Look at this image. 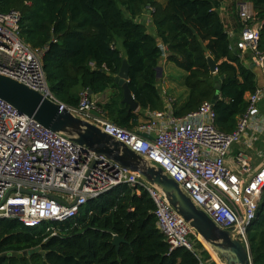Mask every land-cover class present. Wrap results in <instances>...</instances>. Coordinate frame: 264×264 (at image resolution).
<instances>
[{
	"label": "trees",
	"instance_id": "obj_1",
	"mask_svg": "<svg viewBox=\"0 0 264 264\" xmlns=\"http://www.w3.org/2000/svg\"><path fill=\"white\" fill-rule=\"evenodd\" d=\"M245 1L252 5V22L260 23L258 49L264 52V0ZM218 5V0H0V12H19L18 35L42 50L49 89L61 103L77 105L72 92L76 86L91 94L116 87V94L97 105L102 115L127 129L147 124L150 117L145 112L163 110L155 74L162 44L167 59L185 72L187 97L174 105L173 115L193 112L217 93L215 125L231 133L246 111L245 95L257 84L240 52L231 50ZM146 8L154 35L136 20ZM207 53L216 62L214 74ZM123 59L136 111L121 101L122 89L113 80ZM153 211L144 188L123 184L89 199L66 221L26 227L16 219H0V264H197L194 252L170 249L156 228ZM246 235L251 264H264V205L259 204ZM114 236L123 239L117 249ZM190 238L211 264L202 243L193 234Z\"/></svg>",
	"mask_w": 264,
	"mask_h": 264
},
{
	"label": "built area",
	"instance_id": "obj_2",
	"mask_svg": "<svg viewBox=\"0 0 264 264\" xmlns=\"http://www.w3.org/2000/svg\"><path fill=\"white\" fill-rule=\"evenodd\" d=\"M235 5L240 29L232 46L249 55L252 65L260 69L263 84L248 93L246 111L231 133L216 127L211 101L202 102L197 110L182 117L173 116L171 105L167 106L170 122L160 126L163 111L148 112L150 121L133 129L105 118L85 90H81L76 106L61 103L49 89L42 50L25 44L18 35V11L0 12V74L89 121L147 163L161 168L216 226L232 231L249 248L246 229L262 200L264 163L254 169L246 151L234 149L248 129H264L252 124L264 97V52L258 49L260 26L252 22L248 2L236 0ZM159 46L163 51L165 46ZM254 140L253 135L249 141ZM123 184L147 191L154 204L156 228L170 249L184 247L196 254L197 264H207L190 238L193 234L199 240L198 235L158 187L103 156L96 159L93 152L74 144L66 135L43 127L0 99V219H16L26 227L66 221L75 217L89 199ZM209 253L208 261L215 262Z\"/></svg>",
	"mask_w": 264,
	"mask_h": 264
},
{
	"label": "water",
	"instance_id": "obj_3",
	"mask_svg": "<svg viewBox=\"0 0 264 264\" xmlns=\"http://www.w3.org/2000/svg\"><path fill=\"white\" fill-rule=\"evenodd\" d=\"M206 60L210 73H216V62L208 53ZM128 69V63L123 59L113 80L122 89L121 101L128 105L129 110L136 111L138 104L128 87ZM214 87L217 91L220 89L218 83ZM217 97L216 93L211 99L213 106ZM0 99L10 103L19 113L33 118L43 127L66 135L74 144L93 152L96 159L103 156L118 164L121 169L134 173L148 184L158 187L169 204L195 233L207 242L224 264H251L249 248L234 237L232 231L216 226L183 193L179 185L162 172L161 168L147 163L138 154L115 141L89 121L75 116L66 108L60 109L59 104L52 102L41 93L2 74H0ZM260 205H264V196ZM121 242H123L122 238L114 236L112 244L116 249Z\"/></svg>",
	"mask_w": 264,
	"mask_h": 264
},
{
	"label": "crops",
	"instance_id": "obj_4",
	"mask_svg": "<svg viewBox=\"0 0 264 264\" xmlns=\"http://www.w3.org/2000/svg\"><path fill=\"white\" fill-rule=\"evenodd\" d=\"M218 1H219V5L217 7V12H218L221 20L223 21L224 25L226 26L229 42H230V45L232 46V44L236 38V35L238 34L239 29H240V28H238L239 19L237 16L236 5H235L236 0H218ZM246 2H248V1H246ZM248 4H249L250 10L253 14L252 5L249 2H248ZM136 20L143 23L146 26L147 31L150 34H152V35L155 34V29H154V26L152 23V17H151L150 12H148L147 8L143 11L141 16L136 18ZM254 23H257V22H254ZM258 24L260 26V23H258ZM231 50L233 52L236 51L233 46L231 47ZM167 54L168 53H167V50L165 47L163 49V57L159 60L157 66H156V73H155L156 74V87L158 89V93L160 95V98L163 102V110H161V111H163V114H165L162 119L158 120V123H159L158 126L162 125L164 122H170L171 116H170L169 112H166L167 100L168 99H170L171 101L174 100L173 101L174 105L179 106L182 103H184V101L187 97V91L185 90V93L180 98L179 96L182 95V93H183L182 89L176 83H173L174 81L167 80V72L170 71L172 65L176 66L172 61H169L167 59ZM245 56H246V58H243ZM239 57L242 58L241 60H243V63L245 65H247L248 67H250L251 70L254 72L257 87L262 86L263 79H262L260 69L252 65V61H251L249 55L240 53ZM81 90L82 89L80 86H76L72 90V92L74 95L78 96V94L81 92ZM116 93H117V91L114 88L110 87L107 90H105L104 92L91 94L90 98L95 103V105H98V104L104 103L110 96H112ZM247 95H248V93L245 95L246 99H247ZM173 107L174 106L171 105V108H172L171 114H173ZM157 112H159V111H157ZM147 113L148 112H145L144 115H147ZM252 124L255 126L259 125V126L264 128V97L261 100V102L259 103V115L252 122ZM143 135H145V134H143ZM253 135H254V137H256V140L249 141L250 137ZM145 136L149 137V135H145ZM248 142H252L250 147L246 146V143H248ZM242 149L246 151V153L251 157L252 160H253V158H257V159L261 160L262 159L261 155L264 154V129H262L261 131H256L252 128L248 129L246 134L242 136L240 143L235 146L234 151L235 150H242ZM229 159H230V157L228 158V161H229ZM212 255L215 256L216 258H218L217 255H215L213 253H212ZM218 260L220 262L219 258H218Z\"/></svg>",
	"mask_w": 264,
	"mask_h": 264
},
{
	"label": "rangeland",
	"instance_id": "obj_5",
	"mask_svg": "<svg viewBox=\"0 0 264 264\" xmlns=\"http://www.w3.org/2000/svg\"><path fill=\"white\" fill-rule=\"evenodd\" d=\"M183 74L185 75V72L181 68H179L177 66H174V65H172L170 71L167 72V80L174 81L173 83H176L182 89V92L183 93H182V95L179 96L180 98L183 96V94L185 93V90H186V88L184 87V85L182 83V79H183V76H184ZM114 89L117 91V88L116 87H114ZM79 94H78L77 97H79ZM173 101H171L170 99H168L167 100V103H166V106H170V105L174 106ZM252 163H253L254 169H258L264 163V158L261 159V160H259L257 158H253ZM202 245L204 246L203 243H202ZM204 248L206 250H208L205 246H204ZM208 252H210V250H208ZM212 257L215 260V262L214 261L213 262L211 261L212 264H220L219 260L216 261L217 258L215 256L212 255Z\"/></svg>",
	"mask_w": 264,
	"mask_h": 264
},
{
	"label": "bare ground",
	"instance_id": "obj_6",
	"mask_svg": "<svg viewBox=\"0 0 264 264\" xmlns=\"http://www.w3.org/2000/svg\"><path fill=\"white\" fill-rule=\"evenodd\" d=\"M198 238H199V240L204 244V246H205L208 250H210L211 253L217 255L216 252H215L211 247H209V245L207 244V242H205V240H204L201 236L198 235ZM220 264H224V262H222V260H220Z\"/></svg>",
	"mask_w": 264,
	"mask_h": 264
}]
</instances>
